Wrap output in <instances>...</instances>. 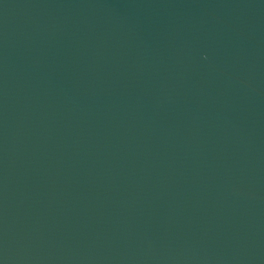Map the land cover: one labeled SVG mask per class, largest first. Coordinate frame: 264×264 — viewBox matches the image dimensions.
Here are the masks:
<instances>
[{
	"label": "water",
	"instance_id": "95a60500",
	"mask_svg": "<svg viewBox=\"0 0 264 264\" xmlns=\"http://www.w3.org/2000/svg\"><path fill=\"white\" fill-rule=\"evenodd\" d=\"M0 264H264V0H0Z\"/></svg>",
	"mask_w": 264,
	"mask_h": 264
}]
</instances>
